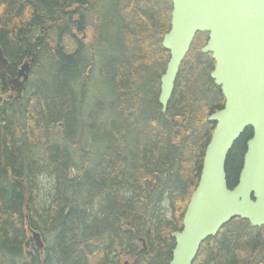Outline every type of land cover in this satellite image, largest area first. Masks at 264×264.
Wrapping results in <instances>:
<instances>
[{
	"label": "trees",
	"instance_id": "trees-1",
	"mask_svg": "<svg viewBox=\"0 0 264 264\" xmlns=\"http://www.w3.org/2000/svg\"><path fill=\"white\" fill-rule=\"evenodd\" d=\"M172 12V0H0L10 61L0 68V264H170L216 128L209 117L226 102L201 32L163 112ZM30 59L27 91L11 96L8 76ZM252 136L229 153L230 188ZM44 174L54 186L41 206ZM194 264H264V226L233 219Z\"/></svg>",
	"mask_w": 264,
	"mask_h": 264
},
{
	"label": "water",
	"instance_id": "water-1",
	"mask_svg": "<svg viewBox=\"0 0 264 264\" xmlns=\"http://www.w3.org/2000/svg\"><path fill=\"white\" fill-rule=\"evenodd\" d=\"M201 32L209 33L203 48L216 65L212 78L221 87L224 107L209 117L216 128L207 146L200 180L188 205L183 229L170 264H193L202 243L216 236L235 218L264 226V0H173L171 29L163 39L170 59L161 77L160 104L167 111L181 65ZM26 61L16 77H8L13 92L21 95L30 79ZM10 61L0 45V68ZM248 141L238 184L229 187L227 160L248 129ZM38 248L45 244L33 231ZM125 264H130L128 261Z\"/></svg>",
	"mask_w": 264,
	"mask_h": 264
},
{
	"label": "rangeland",
	"instance_id": "rangeland-1",
	"mask_svg": "<svg viewBox=\"0 0 264 264\" xmlns=\"http://www.w3.org/2000/svg\"><path fill=\"white\" fill-rule=\"evenodd\" d=\"M90 36V33H88ZM54 179L44 174L40 178V191L38 194V201L41 206L49 204L51 194L53 192ZM164 213L168 219L171 217V212L167 203L164 204Z\"/></svg>",
	"mask_w": 264,
	"mask_h": 264
},
{
	"label": "bare ground",
	"instance_id": "bare-ground-1",
	"mask_svg": "<svg viewBox=\"0 0 264 264\" xmlns=\"http://www.w3.org/2000/svg\"><path fill=\"white\" fill-rule=\"evenodd\" d=\"M26 61H33V59L26 60ZM26 61H25V62H26ZM25 62H24V63H25ZM24 63H23V64H24ZM23 64H22V65H23ZM22 65H21V66H22ZM14 77H15V76H14ZM28 81H29V80H28ZM28 81L26 82V90H25V91H23V93H22L21 95H18V94L11 93V96H16V97L22 96V95L24 94V92H26V91H27V83H28ZM171 261H172V260H171ZM171 261H170V263H171Z\"/></svg>",
	"mask_w": 264,
	"mask_h": 264
},
{
	"label": "flooded vegetation",
	"instance_id": "flooded-vegetation-1",
	"mask_svg": "<svg viewBox=\"0 0 264 264\" xmlns=\"http://www.w3.org/2000/svg\"><path fill=\"white\" fill-rule=\"evenodd\" d=\"M254 133V132H253Z\"/></svg>",
	"mask_w": 264,
	"mask_h": 264
}]
</instances>
